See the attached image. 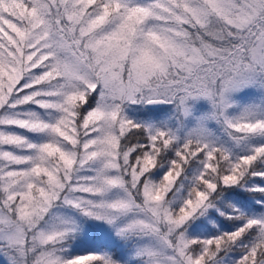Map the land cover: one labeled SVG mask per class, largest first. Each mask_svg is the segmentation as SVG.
Here are the masks:
<instances>
[{
    "label": "rangeland",
    "instance_id": "obj_1",
    "mask_svg": "<svg viewBox=\"0 0 264 264\" xmlns=\"http://www.w3.org/2000/svg\"><path fill=\"white\" fill-rule=\"evenodd\" d=\"M46 1L52 4V0ZM56 1L66 9L62 11L66 14L64 36L59 32L56 21L54 27L51 26L49 18L45 17L48 15L45 8L44 12L39 11V17L26 14L30 19L22 22L23 19L18 20L23 13L10 5H17V0H0V34L4 33L13 50H17L12 53L15 62L26 58L30 60L29 66L41 65L59 78L57 85L41 90L47 91L42 101L45 114L25 119L33 125L25 127L27 131L37 132L39 127L46 128L41 146H29V141L21 139L19 134L5 141L13 140L14 146L17 142L22 145L20 150L24 155L20 159L26 162L23 176L27 174L23 188L30 183V171L43 169L35 158L43 146L50 157L61 159L62 181L67 185L58 206L52 205L55 194L51 186L58 184L61 188L63 184L49 173L48 179L52 183L48 190L51 192L43 193L23 210H18L17 205L6 202V189L10 183L7 178L2 179L0 172V199L6 211L0 209V242L7 249L0 251V264H24V259L27 264H62L61 261L56 263L55 254L65 252L72 254L68 256L65 253L67 258L63 264L84 263L92 257L99 258L100 264H201L199 257L205 244L224 230L222 221L213 212L224 209L209 205L212 211L198 216L199 219L194 220L189 228L169 237L170 241H163L158 234L159 226L164 224V231L171 234L175 226L187 221L198 201L204 197L203 192L198 190L195 197H190L182 185L173 184L174 174L167 171L162 172V181L158 184L153 176L160 171L147 170L152 165L148 148L143 151L139 168L133 172L127 169L126 152L121 154L122 173L128 174L127 190L116 178L114 165L117 160L110 123L116 116L119 132L130 124H142L147 131L149 145H152L157 132L167 133L175 142L193 138L202 147L203 154L192 169L189 182L202 175L213 147L222 148L228 156L230 173L238 161L253 158L255 153L264 149V36L257 38L246 55L250 64L244 61L215 85L206 84L208 81H195L193 75L185 81H168L165 84L156 79L158 68L165 72L169 64L177 63L173 66L178 67L179 73H185L194 61L208 59L211 62L219 55L216 50L207 43L204 46L200 43L197 49L186 47L183 39L189 37L194 41L201 31L220 32L227 21L234 27L246 26L257 12L264 9V0H95V7L88 6L93 0ZM178 2L182 8L188 11L195 8L197 12L188 18L195 25L189 34L182 28L174 29L172 23L167 22L168 17L172 21L177 18L179 22L186 19L179 10L172 11L166 6ZM106 3L111 4L116 13L111 15L112 20L96 29L95 25L106 13ZM157 3L164 4L166 12L162 10L163 5L161 10L158 9ZM148 4L152 6L148 7ZM86 6L89 8L87 12L84 10ZM134 12L136 19L141 17L145 23V26L143 22L138 27L133 26L135 31L138 30L135 36L128 23L122 25ZM80 18L82 20L78 22ZM74 27L76 31L73 32ZM11 65L0 62V68L5 71L4 81L10 82L15 78ZM203 68L208 67L198 64L195 71ZM123 69H129L125 77L121 75L126 74ZM150 76L154 77L147 79ZM175 77L180 80L179 75ZM153 79L157 82H151ZM93 87H96L94 107L80 121V132L87 130L88 133L78 144L79 159L72 172L68 169V150L54 143L48 132H56L60 137H66L70 145H75L76 137L69 133L73 129V119L70 117L68 121L65 111L69 112L68 102L72 101L75 92L81 93ZM152 98L163 99L165 104L144 106L145 101ZM18 124L26 126L23 121ZM11 146L9 149H14ZM28 148H32L30 152ZM7 155V151L0 152V166ZM232 204L237 207L234 201ZM170 205L176 206L174 217L167 211ZM68 206L91 221L93 227L76 224L75 217L66 209ZM239 210L249 213L259 226L258 236L264 240V202L255 212ZM72 229L78 230L80 237L75 239L77 235L74 233L72 240L58 246L57 241L65 240ZM115 232L130 236L123 241ZM197 241L199 245L193 247L189 255L190 243ZM57 249L61 251L57 252ZM15 256H20L21 263L12 261ZM237 256L228 254L216 264H234Z\"/></svg>",
    "mask_w": 264,
    "mask_h": 264
},
{
    "label": "trees",
    "instance_id": "obj_2",
    "mask_svg": "<svg viewBox=\"0 0 264 264\" xmlns=\"http://www.w3.org/2000/svg\"><path fill=\"white\" fill-rule=\"evenodd\" d=\"M94 2L95 0L88 4V6L95 7L96 4ZM10 5L12 7L14 6L13 8L16 7L18 11L23 13V17L18 20L21 21V19H23L22 22L30 19V17L26 14H29L31 17H39L38 15L40 10L41 12L47 10L48 15L45 17L49 18L50 24L51 26L53 25V27L54 22L56 21V23H58L59 32L62 36H64V16L66 14L62 11L66 9L60 6L56 0H52V4L46 0H17V5L14 3ZM162 5V10L166 12V7H164V4ZM162 5L157 3L156 6H158L157 8L161 10ZM104 6H106L104 8L106 13L102 15L103 19H101L99 24L95 25L96 29L105 24L106 21L112 20L111 15L116 13V10H113V6H111V4L106 3ZM149 6L152 5L148 4V7ZM166 6L167 8H172V11L173 9H175V11L179 10L180 13L186 17V19L184 18V21L181 22H179L180 20L177 21V18H175L176 22L172 21L168 17L167 22L172 23L174 29L178 30L182 28L181 30L187 34H189L193 28L195 29V25L188 19L192 13L196 15L197 12L195 8L188 11L186 8H182L179 2L177 4ZM84 10L87 12L89 8L86 6ZM5 12L9 14L8 11ZM168 12L171 14V11ZM230 14L233 13L230 12ZM223 16L225 15L223 14ZM82 18H80L78 22H80ZM127 18L128 21L126 20V22L122 23V25H126L128 23L130 28L133 30V26L138 27L140 22L144 23V20L141 17L136 19L137 16L135 12L130 13ZM164 22L165 21H162L161 23L166 27V23ZM227 22L223 28L220 29V32L203 33L201 31L200 36L194 41H191L189 37L183 39L186 47L197 49L200 46V43H203L202 46L207 43L212 49L216 50L219 55L217 54L211 62L210 60L208 61V59L203 62L194 61L190 64L193 65L190 69L184 66L186 68L185 73H179L180 71L178 70V67L173 66L177 63L173 65L169 64V69L165 72L158 68L159 72L157 74L159 76L156 80L165 84L168 81H185L188 77L193 75L192 78L195 81H208L206 84L211 83L212 85H215L220 78L225 77L228 73H230L231 69L238 68L244 61H247V63L250 64L246 55L257 38L259 36H264V9L257 12L255 18L246 24V26L241 24L239 27H234ZM143 26H145V23ZM74 31H76V27H74L73 32ZM136 32H138V30H134V36ZM82 39L84 38L82 37ZM197 41L198 43H196ZM73 49H76L77 51L76 47H73ZM15 51L17 50H13L11 43H9L6 39V35L4 33L0 34V62L6 65L14 64L11 66L15 72L14 80L7 82L3 80L5 77V74H3L5 73L4 69L3 67L0 68V152H9V155L5 157L4 162L0 166L2 179L5 177L10 183L9 188L6 189L8 192L6 202L8 204L17 205L18 210H23L24 207L32 200L35 201V199L41 197V195L45 192H51L48 190V187L50 188V183H52L48 179V175L51 173L53 174L54 180L57 178L63 184L61 188L58 187V184L51 186L53 188L52 193L55 194V201L52 202V205L58 206L60 203L59 199L62 196L61 194L65 193L67 188L66 183L62 181L64 178L61 174V159H53L50 157L51 155L47 154L43 148L44 146L41 147L38 158H35L43 169L38 170L37 168V172L30 171L31 174L28 176L30 183L27 187L23 188V181L25 180L27 174L23 176L26 171V162L20 159V156L24 155V151L20 150L22 145L17 142V146H14L12 144L13 140L10 142H6L5 140L8 138H15L19 134L22 135L21 139L25 138V140L29 141V146L36 147V144L38 147L41 146L43 143V135L46 133V128L39 127L40 130L37 132L31 130L27 131L25 127L33 125L30 120L26 121L25 119L45 114V110L43 111L42 101L44 100L47 91L42 92L41 90L48 87L51 89V87L55 84L57 85V80H59V78L53 71L44 69L41 65L29 66L30 60L26 58H22L19 63L15 62L12 56V53ZM20 53L19 56H21ZM198 64H205L208 68L195 71ZM123 70H125L126 74L123 75V73H121V75L122 77H125L127 73H129V69ZM186 72H188L187 75L189 76L184 75ZM176 75H179L180 80H177L178 78L175 77ZM153 77L154 76H150L147 77V79H151ZM262 79L264 81L263 77ZM157 81H154L153 79L151 82ZM95 100L96 87H93L92 89L84 90L81 93L75 92L72 97V101L68 102L69 112H65L67 114L68 121L70 117V119H73V122L71 123V125H73V129H70L69 133L76 137L77 141L75 142V145H70L66 137H60V135L56 132H48V134L53 137L54 143L68 150L70 155V164L68 169L72 172L75 170L74 167L76 165V161L79 159L78 156L80 149L77 150L78 144L81 143V139L88 133L87 130L80 132V121L84 114L89 109L94 107ZM115 120L116 116L114 121L110 123V129L112 130L114 138L113 143L117 163L116 165H110H114L116 178L122 181L123 187L129 190L126 184L128 174L124 171V174L122 173L123 164L121 163V154L126 152V163L128 165L127 169L133 172L135 169L139 168L138 166H140V161L144 155L143 151L148 148L152 157V165L147 168L148 172H153L152 170L160 171V173L153 176V180L159 184L162 181V172L167 171V173L174 174L173 184L182 185L183 189L188 190L190 197H195L198 190H202L203 192L204 197L198 201L196 208L189 215L187 221L175 226L171 234L168 235L164 231V224L159 226L158 234L161 235L163 241H170V239H168L169 237L189 228L194 220L197 221L199 219L198 216L212 211L209 208V205H213L217 208L224 209L213 212L214 215L222 221L224 230L221 232L220 236L210 239L205 244V249L199 257L201 264H216L228 254L238 255L234 264H264V240L258 236L259 226L249 216V213H243V211L239 210V208H242L245 211L248 210V212H255L260 208L261 202H264V149L255 153L254 157L251 159L238 161L235 169L230 173L228 169V156L224 153L222 148L213 147L208 155V163L202 175L200 177L193 178L192 182H189L188 178L190 177L191 171L197 166L203 154L202 147L199 146L193 138L188 137L183 142H175L168 136L167 133L157 132L152 140V145H149V137L142 124H130L125 130L119 132L118 128H116ZM22 121L25 123L23 125L26 126H20L18 124ZM48 134L46 135L47 138H49ZM40 136L41 139H39ZM23 142L25 141L23 140L22 144ZM10 145H12L11 147H14V149L10 150ZM28 149L30 152L32 148ZM72 180L73 179L71 178L70 181ZM255 184L257 187H255ZM130 192L133 197L137 198L132 190H130ZM233 201L237 204V207H233ZM175 207V205H170L167 208V211L172 217H174V214L176 213ZM231 207H233L234 210ZM0 209L5 211L2 199H0ZM66 209L75 217L76 224L84 223L93 227V223L91 221L85 219L83 215H79L76 211H73L71 206H68ZM28 211L29 210H25V212ZM226 213H230V215H226ZM74 233L77 235L74 236L76 237L75 239H78V236L80 237L78 230H73L72 233H69L66 236L65 240L62 239L57 241V245L60 246L69 240H72L71 235ZM115 235L120 240L125 241L129 234L125 235V233L122 232L116 234L115 232ZM199 243V241L196 243H190L191 248L190 251H188L189 255L192 254V251L194 250L193 247L199 245ZM52 244L54 245V243ZM48 247L49 245L46 244V248ZM169 248L171 249V247ZM4 250H7L6 245L3 242H0V251L4 252ZM60 251V249H57V252ZM72 251L77 252V250ZM113 251L115 254V249H113ZM65 253L68 256L72 254V252ZM65 253H60L58 255L55 254V258L57 259L56 263H59L60 261L62 264L64 263V259L67 258ZM12 258V261L21 263L20 256ZM22 261L24 264H27L25 259ZM100 263L101 261L99 258L92 257L85 260L84 263L75 264ZM112 264L118 263L114 262Z\"/></svg>",
    "mask_w": 264,
    "mask_h": 264
},
{
    "label": "water",
    "instance_id": "obj_3",
    "mask_svg": "<svg viewBox=\"0 0 264 264\" xmlns=\"http://www.w3.org/2000/svg\"><path fill=\"white\" fill-rule=\"evenodd\" d=\"M164 103L165 101L160 98H152V99H148L147 101H145L144 105L149 107V106L161 105Z\"/></svg>",
    "mask_w": 264,
    "mask_h": 264
}]
</instances>
